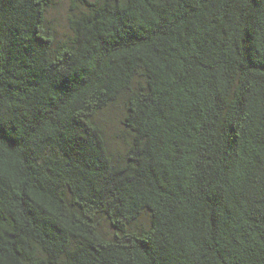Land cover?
Segmentation results:
<instances>
[{"label":"trees","instance_id":"16d2710c","mask_svg":"<svg viewBox=\"0 0 264 264\" xmlns=\"http://www.w3.org/2000/svg\"><path fill=\"white\" fill-rule=\"evenodd\" d=\"M78 1L0 0V264H264V0Z\"/></svg>","mask_w":264,"mask_h":264},{"label":"rangeland","instance_id":"374dc122","mask_svg":"<svg viewBox=\"0 0 264 264\" xmlns=\"http://www.w3.org/2000/svg\"><path fill=\"white\" fill-rule=\"evenodd\" d=\"M79 5L78 0H53V4L47 12V19L56 30L60 40H65L71 35L69 19L74 13L82 9ZM123 115L124 103H121L106 109L98 117L99 123L105 129L109 148L118 158L125 155L128 143L127 133L122 126ZM147 223L148 218L146 217L140 226L147 225ZM104 232L111 235V227L105 225Z\"/></svg>","mask_w":264,"mask_h":264}]
</instances>
